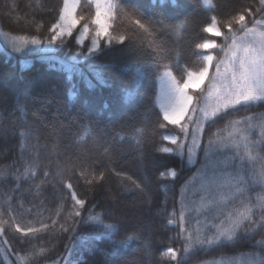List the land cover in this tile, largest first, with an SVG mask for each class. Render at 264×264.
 <instances>
[{
	"label": "trees",
	"instance_id": "obj_1",
	"mask_svg": "<svg viewBox=\"0 0 264 264\" xmlns=\"http://www.w3.org/2000/svg\"><path fill=\"white\" fill-rule=\"evenodd\" d=\"M122 2L136 4L146 15L157 16L162 12L164 25L169 26L157 25L154 35L144 38L143 52L132 53L127 41L109 46L102 39V55L80 56L77 63L75 56L87 51L91 36L82 45L74 38L65 37L64 44L57 42L51 48L24 54L0 48V125L8 130L6 135L0 132V172L4 173L0 176V222L7 221L2 235L7 244L4 240L3 248L0 244V264H8L6 252L22 258L23 264L59 262L67 254V264H177V261L201 264L221 258L243 262L250 253L260 251L252 245L264 239V229L251 240L184 258L180 228L167 222L178 219L186 185L197 181L203 171L234 173L235 169L231 161L225 166L231 152L206 161L203 151H198L197 161L189 165L187 147L182 154L178 145L163 139L166 135H176L187 144L177 126L160 127L167 122L163 121L158 102L163 65L170 64L178 78L185 67L197 71L202 66L200 54L214 49H197L195 45L205 39L223 41V36L203 31L211 23V16L217 17L220 31L227 34L223 22L236 11L250 8L246 20L251 24L254 17L260 16L257 12L260 0H212L214 10L206 8L203 0H164V6L160 0L155 4L149 0ZM62 4L63 0H5L4 3L0 0V27L13 34L38 36L42 43H47L48 29ZM94 12L90 5L78 9V14L86 18ZM84 22L77 25L73 37L79 34ZM38 23L43 27L37 32ZM153 40L163 47L161 55L148 47ZM137 68L142 72L139 77ZM97 71L102 74V80L96 77ZM189 92L201 96L202 86ZM262 112L264 105L230 113L206 126L202 143L206 145L217 129L221 130L220 135H226L231 130L225 128L228 121ZM186 121L185 117L181 122ZM28 129L34 132L32 138L21 136ZM258 135L259 130H254L252 139ZM165 148L172 151L165 152ZM206 163H214L216 170L210 168L213 165L205 169ZM26 168H30L27 174ZM169 169L178 171L176 179L168 174ZM81 171L85 172L83 177ZM101 171L105 173L101 183H87L93 173L98 176ZM249 172L246 165L249 188L244 199L255 205L256 196L264 190L259 185L251 186ZM133 181L140 182L145 190L135 188ZM68 182L78 197L86 200L81 209L83 219L89 213H105V222L118 226L119 231L111 240L102 235L101 227L93 224L81 223L75 233L60 230L59 224L65 223L73 205L66 188ZM239 206V197L227 205L228 208ZM61 207L63 211L57 217ZM173 210L175 216L171 215ZM190 212L186 210L187 215ZM52 219H58L55 227L28 236L17 232L14 226L19 223L22 228H39L42 223L51 225ZM66 226L71 228L70 220ZM78 236L85 239L77 242ZM97 236L100 238L96 239ZM126 238L130 239L122 246L113 243ZM169 247L179 250L177 260L161 255ZM40 248L47 251L40 255Z\"/></svg>",
	"mask_w": 264,
	"mask_h": 264
},
{
	"label": "snow or ice",
	"instance_id": "obj_2",
	"mask_svg": "<svg viewBox=\"0 0 264 264\" xmlns=\"http://www.w3.org/2000/svg\"><path fill=\"white\" fill-rule=\"evenodd\" d=\"M149 2L155 4L156 0H149ZM160 4L164 6V0H160ZM203 4L210 10L215 8L212 0H203ZM260 4L262 7L257 9V12L264 14V0H260ZM85 5L93 6L95 9L94 15L90 18L78 14V9H82ZM251 11L250 8H242L227 21H224L223 26L228 30V34L220 31L219 22L215 15L211 16V23L204 27V32L223 36L225 43L218 45L215 40L205 39L203 42L197 43L195 47L203 50L216 49L222 52L223 56L217 58L212 51L201 53L202 66L197 71L185 67L181 70V75L178 78L173 73L171 65L165 64L160 75L161 92L158 102L163 121L167 122L162 123L160 127H167L168 124L177 126L184 137V141H187L189 136L192 137L190 145L181 142L180 137L176 135H166L163 139L178 145L182 154L187 147L190 164L194 162L192 159L194 150L203 151L206 161L218 154L231 152L232 155L226 157L225 166H227V161H231V167L235 169L234 173H220L219 175L226 178L219 184L216 182L217 173L215 172L205 181L206 184H217L218 189H230L227 194L221 191L218 199L209 200L208 204L204 205L206 209H215V215L211 220H206V228L201 229L199 227V220H197V227L194 230L185 226L187 205L183 201V196L180 201L181 211L178 219L168 220V224H176L180 228L179 235L184 241L182 251L185 259L202 251L251 240L261 229H264V191L256 196L255 205L244 199L249 188V182L245 179L246 165L250 169L248 174L251 186L259 185L264 190V112L228 121L225 128L230 127L231 130L226 135H220L221 130L217 129L215 133L209 136L206 145L202 143L206 126L210 127L216 121L223 119L230 113L239 111L241 108L248 109L253 106L264 105V19L255 20L253 18V26L249 27L246 16L250 15ZM81 21L85 22L82 24L79 34L73 37L74 31L77 30V25L81 24ZM116 21H119V24H116ZM157 25L169 27L164 25L162 12L157 16L146 15L145 11L134 3H124L122 0H84L82 4V0H63L55 22L48 29L50 38L47 41V47L51 48L57 42L64 44L65 37L74 38L77 44L82 45L91 36L87 51H80L75 56L77 63L80 56L98 58L102 55L104 52L101 44L102 39L109 46L123 45L127 41L130 51L135 54L144 51V38L153 36ZM233 25L238 27L234 28ZM35 27L38 32L43 24H35ZM237 31L241 32L242 35L237 37ZM19 39L22 43L14 45L17 52L23 51L29 44L42 46V41L38 36H31L30 38L24 36ZM229 40L231 43H228ZM148 47L152 48L157 55H161L164 51L163 47L157 45L154 40L148 44ZM138 62L142 64V61ZM213 66L215 67L213 80L219 82L210 83L208 92L204 96L190 94V89L201 88L205 79L209 77L210 69ZM95 75L102 80L100 72L97 71ZM141 75L140 68H137L136 76ZM210 99H214L215 103L207 106V101ZM201 101L204 102V106H202ZM198 113L199 115H197ZM186 116L187 121L182 123L181 121L185 120ZM190 124L192 125L191 128L189 127ZM238 125H244V127H238ZM256 129L259 130V135L256 139H252V133ZM7 131L5 126L0 125V132L6 135ZM33 134V130L28 129L22 132L21 136L32 138ZM164 151L171 152L172 149L165 148ZM215 167L216 165H213V168ZM207 168L208 164L206 163L205 169ZM29 171L30 168L25 169L26 174ZM112 171L115 170L112 169ZM167 172L173 179L179 175L176 169H169ZM2 175L4 173L0 172V176ZM44 175L47 176L48 173L45 172ZM84 175L85 172L81 171L80 176L83 177ZM116 175L126 174L116 173ZM161 175L164 176L165 173H161ZM104 179L105 173L101 171L98 176L93 173L87 183L90 185L98 184ZM133 185L141 191L145 190L138 181H133ZM66 188L71 193L73 205L65 223L59 224L60 230L75 233L81 223L93 224L101 227L103 229L102 235L111 240L112 236L118 233V226L114 223H106L105 213H89L87 219H83L81 209H84L86 200L78 197L70 182L66 183ZM237 197L240 198V206L228 208L227 205ZM62 211L61 207L56 212V216L59 217ZM199 211L198 208L197 212ZM9 212L11 213L10 208ZM171 215H176L175 210ZM14 219L15 217H13ZM216 219H219V223L211 222ZM69 220L71 221V228L66 226ZM5 223L7 221L0 222V235L4 234L3 225ZM57 224L58 219H52L51 225L42 223L39 228H22L19 223L14 226L17 232L28 236L45 231L49 227H55ZM95 238L99 239L100 237ZM75 239L79 242L85 237L78 236ZM127 239L130 238L113 243L122 246L127 243ZM252 246L254 248L259 247L260 251L250 253L246 261L238 262L235 258H221L201 262V264H264V239L254 241ZM46 251V249L40 248L38 254L43 255ZM178 251L169 247L161 255L168 256L175 261ZM28 255L35 257L36 253H29ZM177 264H179L178 261Z\"/></svg>",
	"mask_w": 264,
	"mask_h": 264
},
{
	"label": "rangeland",
	"instance_id": "obj_3",
	"mask_svg": "<svg viewBox=\"0 0 264 264\" xmlns=\"http://www.w3.org/2000/svg\"><path fill=\"white\" fill-rule=\"evenodd\" d=\"M2 2L4 3L5 0H2ZM260 17H261V19H258V20L264 19V14H262ZM252 26H249V27H252ZM236 35H237V37H239L242 35V33L241 32L239 34L236 33ZM24 36H27V35L13 34V33H10L8 31H5L2 28H0V48H7L10 52H15L17 54H24L26 52L40 51V50H45L48 48L47 43H42V46H34V45L29 44L26 48H24L23 51L17 52L14 48V45L21 44L22 41L19 38L24 37ZM27 37H29V36H27ZM228 43H231V41L229 40ZM221 56H223L222 52H221L219 57H221ZM214 64H215V61H214ZM213 68L214 69H213V71H211L212 72L211 75L208 78H206L204 83H203V85H205V89L203 91L202 96L207 94L208 86L210 83H218L219 82V81L213 80V76L215 73V67L213 66ZM42 87L46 88L47 86H42ZM214 103H215V100L210 99L207 101V106H211ZM201 104H202V106H204L203 101H201ZM197 115H199V113ZM194 119H195V117H194ZM189 127L191 128L192 125L190 124ZM191 139H192V137L189 136V142L187 143L188 145H190ZM197 152H198V150H194V155L192 157L194 162H195L196 157H197ZM187 157H188V154H187ZM212 175L213 174H208V173L204 174V175L200 176V179H199V182L197 185H195L194 182H190L185 187L186 192L183 194V199H184L183 201L187 205V210L191 209L192 210V216H195V219L190 221V226L188 227L189 229L194 230L197 227V220H199V222H200L199 227L201 229L206 228V226H207L206 220H211V218L215 215V210H214V212H211L212 208L206 209L204 207V205H207L209 200L218 199L219 193L221 191L224 192L225 194H227L230 191L229 188H225V190L217 188V184H219L223 179L226 178L224 176L219 175V173H217V176H216L217 184H206L205 181L207 179H209ZM198 208L200 209L199 212H197ZM211 222L219 223V219H216V220L211 221ZM2 240L5 241V238L2 235H0L1 248H3ZM5 243H6V241H5ZM4 255H5V258H7L6 260H8L7 261L8 264H23L22 258H20L16 255H13V254L7 253V252ZM67 256H68V254L65 255L61 260H58L59 262L55 261V262H50V263H46V264H67Z\"/></svg>",
	"mask_w": 264,
	"mask_h": 264
}]
</instances>
